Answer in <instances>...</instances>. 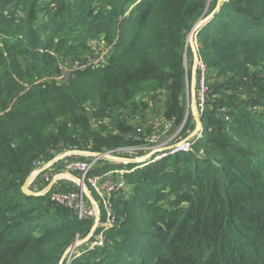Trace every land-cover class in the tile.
I'll use <instances>...</instances> for the list:
<instances>
[{
	"label": "trees",
	"instance_id": "16d2710c",
	"mask_svg": "<svg viewBox=\"0 0 264 264\" xmlns=\"http://www.w3.org/2000/svg\"><path fill=\"white\" fill-rule=\"evenodd\" d=\"M216 1L0 0V264H58L93 226L50 200L55 186L22 192L36 163L153 138L152 125L136 134L122 115L115 133L94 131L88 108L129 114L136 98L165 94L161 117L179 130L171 144L194 129L183 50ZM44 30L73 46L103 35L112 42L107 64L78 68L64 84L46 79L59 65L40 41ZM196 40L207 83L201 135L189 152L122 173L131 190L113 194L116 221L103 244L88 247L96 229L68 264H264V0H225ZM103 165L92 173L112 170ZM56 167L30 190L41 191Z\"/></svg>",
	"mask_w": 264,
	"mask_h": 264
},
{
	"label": "rangeland",
	"instance_id": "374dc122",
	"mask_svg": "<svg viewBox=\"0 0 264 264\" xmlns=\"http://www.w3.org/2000/svg\"><path fill=\"white\" fill-rule=\"evenodd\" d=\"M96 3H97V0H95L94 4ZM132 3H133V0H132ZM97 10L98 9H95V11ZM212 10L213 9H211V11ZM128 13H129V9H125L122 17H125ZM46 15L47 17L44 16V12H42L41 14H39L38 20L44 22L45 20L49 19L50 16L47 13ZM38 22L39 21H37V24ZM77 22L80 23L81 20ZM74 26L76 27V23H74ZM81 27H84V26L81 24L77 26V30H79ZM76 31H74L72 35H75ZM48 36L50 37L48 38ZM56 36L53 35L51 32H49V30H44L43 34L40 36L41 43L45 47H47L48 50L51 53H53L54 56L57 57V61H58L57 64L59 65L58 66L59 72L52 79L48 78L47 76H44L46 77V79L53 80L58 84H64L70 78L71 73L78 68L97 69L98 67H103L105 64H107L108 55L112 51V42H110L109 40H105L103 38V35H100L98 37L90 36L89 39L81 41L82 43L77 46H73L74 43L72 42V39L68 38L67 40L66 37L64 38L65 39L64 42L61 43V36L59 35L58 37ZM188 37H189V33L185 39V47L183 50L184 52L183 54L185 57L184 60L186 63V70L189 71V73L186 75V82H187L186 89L188 91V103L190 104L191 67L193 63V54L191 51V45H193L194 48L197 49L198 51V43H197L195 35L192 37V42L188 41ZM202 67H203V75H204L203 91H204V96H205V92L207 90V83L205 81L206 67L204 65ZM199 70H201V68ZM200 77H201V71H198L197 69V73L195 77V89H196V103H197L199 114L202 112L201 110L199 111L200 100H199V94H198L199 90L202 89V86L200 85L201 84ZM165 99H166L165 94L164 95L157 94L156 97L154 98H151V97L136 98V106L135 108L132 107L134 111L129 114L118 111V112L113 113L112 115H103L104 113L102 112L97 113L94 109L88 108L87 111L90 115L91 124L93 126L94 131L95 130L99 131L102 128H104L103 129L104 133H115L116 129L114 126V122L115 120L119 119L120 115H122L121 117L126 119L128 123H132L134 125L136 134L147 129L149 125H152V130H153V134H152L153 138L147 137L145 138L144 142L141 144L123 147L115 151L114 150L105 151L104 153L108 154L112 158L101 157L97 164L105 163L106 165H103V167L106 166L111 169H116L122 173L133 172L137 168L139 169L142 167H146L148 165L150 166L151 164L158 161V159L153 158V157L160 155V154L162 155L159 149L174 145V143L179 142L180 140L171 144V142L173 141L172 138L177 135L179 130L177 128H174L172 125L167 124L161 117L162 110L164 108ZM90 106L91 105H89V107ZM112 117H114V119ZM179 147H183V145ZM177 148L178 146L174 147V149H177ZM180 151L189 152L190 148L189 147L182 148ZM60 154H57L56 156ZM171 154H174V153H169L166 156L171 155ZM71 155L77 158H82L86 156L84 152H79V151ZM66 157L68 158V156ZM66 157L62 160L57 161L58 167H56L55 170L51 171L52 176L49 177V180H51L55 175H58V174H69L63 171V166H65ZM143 157H147V158L143 159ZM42 165L44 164L43 163L38 164V166L35 167V169L33 170L31 174L37 172L38 168L41 167ZM96 167L94 168V170L91 171V173L95 171ZM103 171L99 173H92V174L90 173V174L92 176L102 175L103 173L109 171V169L108 170L104 169ZM111 174L116 175V177H118V174L124 177L119 172L118 173L115 172ZM74 175H77L80 179L82 178V174L80 173H74ZM57 181H58L57 182L58 186L61 188L60 189L57 188L58 190H55L54 192L64 195L63 202L65 205H63V207L68 208L71 211L82 208V205L84 209L87 208L88 210H93L92 208H94L95 212H98L101 209L100 207H98L97 204L95 205V201H97V197L94 194V192L91 190V188H88L89 185L86 182V180L82 181L83 185H81V182L76 181L75 179H72L70 177H63L61 175ZM126 182L124 180L125 185L120 190H122L124 192V195L127 197L130 193L131 185H129ZM84 187H86V189L88 190L84 191L83 189ZM118 192L120 191H117L116 193L118 194ZM116 195L111 197L112 202L114 201ZM56 204H59V203H56ZM93 223H94V220H93ZM83 239H77L80 241V244L76 245L73 248V252L75 251L76 255H78V252L80 254L82 251L87 249L85 246H82L78 251L76 250L78 246H80L81 244L85 243L88 240V238H86L85 240ZM91 243L88 246L89 248L100 246L103 244V239L101 240V242H98L96 244L92 245ZM68 262H69L68 257H66L65 260L63 261V264L64 263L68 264Z\"/></svg>",
	"mask_w": 264,
	"mask_h": 264
},
{
	"label": "built area",
	"instance_id": "2783aa9c",
	"mask_svg": "<svg viewBox=\"0 0 264 264\" xmlns=\"http://www.w3.org/2000/svg\"><path fill=\"white\" fill-rule=\"evenodd\" d=\"M202 66H203V64H202L201 60H199L197 69H198V71H201V77H200L201 84L200 85L202 86V89L199 90V92H198L199 100H200L199 111L203 110V102H204V98H205L204 91H203L204 75H203V67ZM200 68H201V70H199ZM186 147L190 148L188 142L184 143L183 147L178 146L177 149L172 148L171 150L161 151L160 153H162V155L165 154V155H163V157H164L169 153H174V152L180 151L182 148H186ZM162 155L160 154V155H157L153 158H156L159 160V158H162ZM86 156L88 157L86 159H76V158H73L72 155H68V158L66 157V160H65L66 161L65 166H63V171L66 173H73V174L74 173H80V174H82V178H81L82 181L86 180V182L89 185V188H91V190L94 192V194L97 197V201H95V205L97 204L98 207L101 208L98 212H95L94 208H92L93 210H88L87 208L84 209L83 205H82V208H80V209H77L74 211L72 210L78 219H84L86 217H91L94 220L96 215H99L100 218H101V216H103L104 221L103 222L100 221L96 227V229H101V231L97 235L98 237H96L94 239V241L91 243L93 245V244H96L98 242H101V240L103 239L102 233L114 225V223L116 221V216H115L114 211H113L111 197L117 191H120V189L122 187H124L125 183H124V180L121 179L122 176H120L119 174H118V177H116V175L111 174V173H115V172L118 173L119 172L122 175V172H120L116 169L109 170V171L103 173L102 175H97V176L90 175L91 171L94 170V168L98 165L97 163L101 157L100 158H94L92 155H86ZM38 164L39 163H36L34 166L36 167V166H38ZM50 176H52V175L44 173L43 176L41 177V179H42V181L48 182V181H50L49 180ZM43 189L41 191H43ZM59 195H61V196H59ZM63 196L64 195L55 193L54 191L50 192V200L54 201L56 203H59L60 205L61 204L65 205L63 202ZM98 207H96V208H98ZM96 229L94 230V232L96 231ZM72 253L69 255L68 261H70Z\"/></svg>",
	"mask_w": 264,
	"mask_h": 264
},
{
	"label": "water",
	"instance_id": "95a60500",
	"mask_svg": "<svg viewBox=\"0 0 264 264\" xmlns=\"http://www.w3.org/2000/svg\"><path fill=\"white\" fill-rule=\"evenodd\" d=\"M225 0H217L215 7L213 8V10L206 15L205 17H202L200 19H198V21L194 24V26L192 27L191 31L189 32V37H188V41L192 42V37L195 35H197L199 29L204 26L212 17L213 15L220 9L222 3ZM191 51L193 54V63H192V67H191V81H190V104H189V108L191 110V113L193 115L194 118V122H195V127L194 129L182 140H180L177 143H174V145L168 146V147H163L161 149H159V151H167V150H171L174 147L177 146H181L184 143L192 140L195 137H198L201 135V132L203 130L202 128V123H201V119H200V114L198 112V108H197V103H196V89H195V77H196V73H197V67H198V62H199V55H198V51L197 49L194 48L193 45H191ZM77 151H68L65 153H62L56 157H54L53 159H51L50 161H48L47 163H45L44 165H42L37 172L29 175L25 182L23 183V185L21 186V190L23 193L27 194V195H33V196H40V195H44L46 194L48 191L52 190V188L54 187L56 181L60 178V176L62 175L63 177H70L72 179H75L76 181L81 182L82 184V179H80L78 176L74 175L73 173H69V174H58L55 175L49 182L48 184L45 186V188L43 189V191H39V192H34L32 190H30V185L31 183L34 181V179L41 174L42 172H44L45 170H47L48 168H50L51 165H53L55 162L64 159L66 156L71 155L73 153H76ZM80 152V151H79ZM87 155H92L94 158H100V157H107V158H112L110 157L108 154L105 153H85ZM148 157V156H147ZM147 157H143V159H146ZM84 191L88 190L86 189V187L83 188ZM88 194V192H87ZM100 222V217L99 215H96L95 219H94V223L93 226L89 232V235L86 238H89L93 233L94 230L96 229L97 225ZM85 238V239H86ZM83 239V240H85ZM82 242V241H81ZM80 244V241L76 239V241L66 249V251L64 252V254L62 255L60 261L58 264H63V261L65 260L66 257H69V255L73 252V248Z\"/></svg>",
	"mask_w": 264,
	"mask_h": 264
},
{
	"label": "crops",
	"instance_id": "0c3cea01",
	"mask_svg": "<svg viewBox=\"0 0 264 264\" xmlns=\"http://www.w3.org/2000/svg\"><path fill=\"white\" fill-rule=\"evenodd\" d=\"M57 163H58V162H55L53 165H56ZM51 166H52V165H51ZM51 166H50V167H51ZM54 170H55V168H54ZM76 176H77V175H76ZM57 182H58V181H56V183H55L54 186H55L56 189H57V188L60 189L61 187L58 186V183H57Z\"/></svg>",
	"mask_w": 264,
	"mask_h": 264
}]
</instances>
